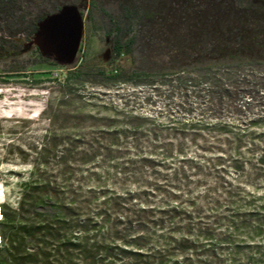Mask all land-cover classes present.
I'll use <instances>...</instances> for the list:
<instances>
[{"label": "trees", "instance_id": "obj_1", "mask_svg": "<svg viewBox=\"0 0 264 264\" xmlns=\"http://www.w3.org/2000/svg\"><path fill=\"white\" fill-rule=\"evenodd\" d=\"M43 1L46 11L29 19L23 0H0V47L17 46L8 39L21 35L30 41L37 22L61 5L80 7L88 1L111 36L112 58L103 64L78 60L61 65L35 46L32 73L47 63L65 70L62 81L47 78L64 89L129 83L164 89L166 97L179 101L169 125L156 123L153 114L135 116L140 122L130 115L125 127L108 118L98 130L88 124L94 115L48 108L42 141L28 152L17 150L24 162L31 157L28 175L15 184L17 200L0 202V264H216L226 250H240L238 235L264 239L262 196L250 195L244 201L248 209L241 211L231 184L208 186L203 196L215 194L208 200L213 206L194 217L185 210L188 216L177 221L179 206H173L168 225L158 222L150 228L141 216L108 213L129 202L119 201L124 194L107 187L97 171L104 163L102 152L112 151L110 144L122 136L136 138L151 123L141 167L152 166L157 155L161 164L177 158L193 162L195 155L189 157L184 148L190 135L194 143L204 139L203 149L220 150L216 163L225 157L234 173L264 172V0ZM8 81L0 76V83ZM168 127L176 142L159 141L157 132ZM195 163L191 167L199 171ZM136 175L134 170L131 176ZM222 205L231 212H217ZM257 251L262 261L264 251Z\"/></svg>", "mask_w": 264, "mask_h": 264}, {"label": "rangeland", "instance_id": "obj_2", "mask_svg": "<svg viewBox=\"0 0 264 264\" xmlns=\"http://www.w3.org/2000/svg\"><path fill=\"white\" fill-rule=\"evenodd\" d=\"M47 8L48 4L43 0H23V9L29 19L43 14ZM80 9L83 10L84 29L80 43L82 50L80 52L78 50L75 62L79 60L91 64L107 63L112 58L111 36L107 33V27L102 17L95 10H91L88 1L81 5ZM24 37L21 35L8 39L17 43V46L7 45L8 51L0 47V76L9 80L0 83V202L7 197L11 202L17 200L15 184L20 176L28 175L31 159L29 157L24 162L17 150L28 152L42 141L48 128L49 121L46 118L48 108L94 115V119L88 124H93L92 128L95 130L109 121L108 118L115 119L117 126L125 127L126 122L131 120L130 115H134L133 119L140 122L141 120L135 116L153 114L157 119L156 123L161 126L170 124V111L177 108L176 104L179 101L176 96L168 98L164 89L156 92L147 86L129 83L109 87L87 83L83 88H61L58 82L48 81L47 78L55 76L62 81L64 69L40 63L45 66L39 64L38 70L32 73V68H36L33 63L37 61L38 55L35 46H30ZM122 60L128 62L131 59L123 57ZM18 66H22L24 71H17ZM33 78L44 81L35 83L32 81ZM187 100L190 102L194 98L190 97ZM176 115L179 118L183 113ZM149 126L151 123L143 125L136 138L120 137L118 144H110L112 151L109 154L105 155V152H102L104 155L100 160L103 161L100 163H104L97 168L101 180L107 187L124 194L119 201L127 198L129 202L127 205L120 204L116 212L113 208L109 209L108 213L113 217L118 213L129 216V219L141 216L145 224L151 226L150 228L158 222L168 225L173 214L170 210L176 205L179 206L177 211L180 213L174 218L176 221L188 216L189 213H183L185 210L191 211V216L194 217L213 206L208 200L215 194L203 196L206 188L220 184L232 185L233 193L243 204L240 207L241 211L248 209L244 201L251 196L254 198L262 196L261 201H264V172L257 176L255 172L251 175L234 173L225 157L221 164L216 163V155L223 154L220 150L215 148L209 151L207 146L203 149L201 144L204 143V139L201 137L196 143L189 140L190 135L187 137L184 148L189 157L195 155L193 162L177 158L161 164L160 156L157 155L155 158L157 162L152 166L141 167L140 158L142 153L149 149L148 139L152 136L148 134ZM157 134L159 141L178 140L169 127ZM103 142L109 143L108 140ZM136 144L140 147L135 148ZM262 146L264 147V141ZM202 153L206 154L203 158L199 156ZM195 162L200 166L199 171L191 167L196 164ZM134 170L138 174L136 177L131 176ZM183 171L187 176H184ZM223 190L224 188L217 193ZM225 196L222 194L221 200ZM190 200L195 201L193 206H190ZM223 211L231 212L225 210L223 205L219 206L217 212ZM245 230L241 229V232ZM237 240L241 244L240 250L237 252L233 250V253H229L232 250H226L220 258L214 259L216 264H264V255L261 256L262 261L256 259L260 256L257 250L264 251V239L257 236L254 240H248L244 235H238ZM255 244H259V248ZM250 255L256 257L251 258Z\"/></svg>", "mask_w": 264, "mask_h": 264}, {"label": "water", "instance_id": "obj_3", "mask_svg": "<svg viewBox=\"0 0 264 264\" xmlns=\"http://www.w3.org/2000/svg\"><path fill=\"white\" fill-rule=\"evenodd\" d=\"M83 14L79 6L66 3L37 22L30 46L61 65L75 62L83 35Z\"/></svg>", "mask_w": 264, "mask_h": 264}]
</instances>
